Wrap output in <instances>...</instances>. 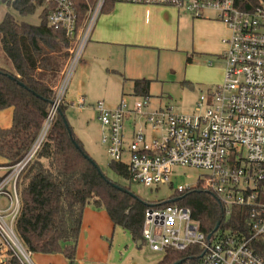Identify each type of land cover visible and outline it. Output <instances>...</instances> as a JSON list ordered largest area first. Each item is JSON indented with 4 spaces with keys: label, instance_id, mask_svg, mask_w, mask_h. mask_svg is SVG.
<instances>
[{
    "label": "built area",
    "instance_id": "1",
    "mask_svg": "<svg viewBox=\"0 0 264 264\" xmlns=\"http://www.w3.org/2000/svg\"><path fill=\"white\" fill-rule=\"evenodd\" d=\"M48 10V23L63 30L74 44L61 88L53 100L45 124L29 151L14 164L0 165V264L15 257L20 264H37L20 238L16 222L20 213L19 180L36 154L48 127L64 99V89L83 56L108 0H39ZM116 3L173 6L194 17L215 11L227 24L223 39L225 79L197 101L192 115L170 108L151 109L148 97L132 105L124 98L115 108L95 104L98 119L106 127L103 141L111 161L128 156L132 182L145 185L170 183L173 166L208 171L194 186L178 185L175 192L198 187L213 192L230 218L233 208L244 210L237 231L216 229L205 234L188 207L178 204L149 206L145 210L141 241L154 252L202 249L198 264H264V0H114ZM211 63V62H210ZM61 84V83H60ZM79 105L84 103L80 98ZM140 115L162 137L148 138L138 129L125 142L124 123L130 114ZM219 231V232H218Z\"/></svg>",
    "mask_w": 264,
    "mask_h": 264
},
{
    "label": "trees",
    "instance_id": "2",
    "mask_svg": "<svg viewBox=\"0 0 264 264\" xmlns=\"http://www.w3.org/2000/svg\"><path fill=\"white\" fill-rule=\"evenodd\" d=\"M1 1L9 8L0 22V40L15 68L10 70L0 65V112L12 110L11 126H0V158L3 160L0 165H10L22 159L37 140L74 44L63 30L49 25L48 10L43 8L41 1ZM115 3L108 0L104 11L110 10ZM79 5L83 12L85 1L79 0ZM11 9L22 16L40 9V22L20 21ZM150 87V79H132V94L137 98H149ZM66 108L63 99L19 180L21 207L16 229L32 253L62 254L68 264H78L83 216L89 207L104 210L113 225L127 231L135 242L141 240L144 214L149 206L178 204L188 207L192 218L207 235L216 230L218 223L219 231L236 232L238 226L243 225L244 210L233 208L227 219L223 204L209 190L194 187L175 192L167 199L146 201L135 194L130 185L114 181L92 163L93 158L70 126L71 132L68 131L64 120ZM109 168L132 182L129 165L124 160H110ZM201 253L198 246L185 251L169 250L157 264H173L180 260L181 264H198ZM4 264L20 262L13 257Z\"/></svg>",
    "mask_w": 264,
    "mask_h": 264
},
{
    "label": "rangeland",
    "instance_id": "3",
    "mask_svg": "<svg viewBox=\"0 0 264 264\" xmlns=\"http://www.w3.org/2000/svg\"><path fill=\"white\" fill-rule=\"evenodd\" d=\"M8 8L6 3L0 0V22ZM11 13L20 21L32 24L40 22V9L25 16L14 9H11ZM204 15L205 18L201 19L194 18L189 13H182L177 42L173 48L161 45L128 48L127 52L133 63L132 71H128V75L123 67L127 58L117 51L112 52L108 47H104L96 58L90 60L83 54L64 89L67 122L83 143L85 150L107 176L124 185H130L131 190L146 201L167 199L175 193L178 185L194 186L198 178L207 175L208 171L198 167L173 166L170 183L153 185L130 182L118 176L109 168L111 159L107 144L103 141V130L106 127L97 118L93 105L103 101L107 108H115L124 98L132 105L137 98L132 94L130 79L145 77L151 80L149 99L152 106L169 107L177 114H194L200 96L209 93L225 79L226 64L220 54L224 50L222 39L229 34V29L226 23L216 18L215 11L207 9ZM200 20L215 21L223 32L215 34L209 24L194 26L195 22ZM168 43L169 40H166L163 44ZM213 45H217L214 46L215 49ZM84 59L88 62L85 67ZM0 65L15 70L12 61L5 54L1 40ZM119 65L121 70L116 68ZM139 73L142 74L140 77H134ZM124 76L129 79L124 81ZM80 98L84 99L82 105L77 103ZM128 122H136L137 129L141 128L148 133L152 130L155 137H162L161 130H154L150 125L145 126L140 115L131 116ZM127 159L128 156L124 155L123 160ZM107 250V254L95 263L157 264L165 256L163 252L152 251L146 244H138L127 231L122 230L118 231L113 240H108ZM58 255L66 260L62 254ZM34 260L38 264L36 257Z\"/></svg>",
    "mask_w": 264,
    "mask_h": 264
},
{
    "label": "crops",
    "instance_id": "4",
    "mask_svg": "<svg viewBox=\"0 0 264 264\" xmlns=\"http://www.w3.org/2000/svg\"><path fill=\"white\" fill-rule=\"evenodd\" d=\"M183 12L188 13L173 6L141 5L117 2L110 10L104 11L99 18L92 37L86 45L83 54H86L87 58L90 60L96 58L98 56V52L104 47H108L112 52L117 51L120 53V55L126 56L127 58L123 65L125 73L127 74L128 71H132L131 65H133V63L130 61L129 52H127L128 48L147 47L154 45H161L162 47L168 46L167 48H173V46H175V43L177 42L181 15ZM198 18L203 19L205 16ZM214 22L215 21L211 20H200L195 22L194 26H197L201 23L207 25L209 24L210 28H212L215 34H221L223 32L222 29ZM166 40H169V43L163 44ZM214 46L217 45L212 46L215 49ZM223 46L225 49L226 46L224 43ZM209 50L213 51L211 49ZM86 64H88V62L86 59H84L83 66H87ZM116 68L120 69V65ZM140 75L142 74H136L134 77H140ZM132 79L135 78H131L130 80ZM150 108L155 110L166 109L169 107L160 105L152 106L150 102ZM94 111L96 113L95 109ZM131 116H136V114L132 113L127 117L123 129L125 137L124 139L127 144L130 143L135 131L138 130L136 128V122H133L132 124L128 122ZM11 124L12 110L6 109L1 111L0 126L8 128L11 126ZM144 125L147 126L145 119ZM144 132L147 134L149 139L155 137L152 130L149 133L146 131ZM104 133L105 129L103 130V135ZM0 162H3L1 158ZM119 230L124 231L122 228L115 227L113 225L111 219L105 211H98L91 207L86 208L83 216L82 231L77 249L78 264H98L95 262L103 258V256L107 254V251H109L107 250L108 240H113L115 235L118 234ZM141 244H143L142 241L140 245ZM34 257H36L38 264H68L67 260L63 259L58 254H34Z\"/></svg>",
    "mask_w": 264,
    "mask_h": 264
},
{
    "label": "water",
    "instance_id": "5",
    "mask_svg": "<svg viewBox=\"0 0 264 264\" xmlns=\"http://www.w3.org/2000/svg\"><path fill=\"white\" fill-rule=\"evenodd\" d=\"M64 120H65L66 125H67V127H68V131L71 132V129L69 128V124H68L67 119H66L65 117H64ZM90 159H91V158H90ZM91 160H92V163H93L96 167H98V164H97L93 159H91ZM98 169H99V168H98ZM114 185H115V186H118L117 184H114ZM118 187H119V186H118ZM219 224H220V223L217 224L216 229H218ZM209 236H211V234H210ZM138 243L140 244V243H141V240H139ZM182 262H183V261L180 260V261H177V262H175V263H173V264H181Z\"/></svg>",
    "mask_w": 264,
    "mask_h": 264
}]
</instances>
